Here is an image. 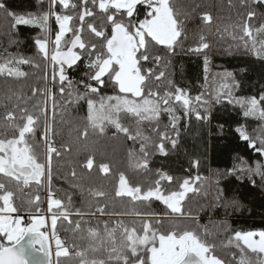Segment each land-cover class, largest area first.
<instances>
[{"label":"snow or ice","instance_id":"snow-or-ice-1","mask_svg":"<svg viewBox=\"0 0 264 264\" xmlns=\"http://www.w3.org/2000/svg\"><path fill=\"white\" fill-rule=\"evenodd\" d=\"M37 4V11L20 13L9 7L8 0H0V20L8 39L0 53V264H264V230L232 231L220 222L217 229L230 232L220 244L228 250L225 258L209 241L215 233L185 210L189 194L204 191L207 177L176 180L156 169L155 178L145 186L126 171L113 173L111 162L96 163L98 141L88 142L91 135L103 137L113 128L133 145L139 142L138 150H125L131 173H151V155L167 156L166 144L177 148L182 118L178 110L185 119L210 120L212 101L226 100L243 109L245 118L261 122L259 135L250 134L246 125L235 131L264 157V91L235 96L240 82L230 71L216 73L213 91L195 96L168 78L171 61L160 50L168 56L184 50L190 15L174 0H37ZM226 4L236 10V19L229 16L216 29L220 40L230 41L225 51L242 50L264 62V0ZM200 19L210 31L212 12L202 11ZM21 26L39 29L33 56L8 50L20 44L15 37ZM211 47L201 31L195 45L187 48L188 53L203 56L205 89L210 87ZM84 61V78H70L69 70ZM105 85L115 94L102 95ZM81 101L86 105L82 124L65 119L64 113ZM162 113L169 120L163 128ZM74 144L77 154L87 153L79 173L72 159L64 160ZM191 163L198 168L200 161ZM94 165L101 179L115 177L111 192L93 177ZM65 167L57 179L86 196V208L75 206L73 191L54 186L57 169ZM238 171L246 172L253 185L255 176L264 183V162L234 166L225 175ZM215 182L218 185L219 179ZM216 191L215 199L220 200L222 190ZM122 198H128L130 209L116 208ZM153 201L161 202L166 211L158 214L138 207H150ZM230 206L239 207V202L233 200ZM92 217L108 219L93 224L86 219ZM124 217L134 219L128 223ZM61 232L70 235L63 237Z\"/></svg>","mask_w":264,"mask_h":264},{"label":"trees","instance_id":"trees-1","mask_svg":"<svg viewBox=\"0 0 264 264\" xmlns=\"http://www.w3.org/2000/svg\"><path fill=\"white\" fill-rule=\"evenodd\" d=\"M178 6H183V10L190 13L186 21L187 39L183 43L184 50L177 49L174 55L168 56L162 49L161 55H165L171 63L166 69V75L181 87L187 88L192 96H195L203 91H213L212 85L216 73L230 71L235 73L236 79L240 82V88L235 90V96L250 97L259 95L264 91V62L258 60L251 54H245L242 50L233 49L231 53L225 51L230 41L220 40L217 36L216 29L218 26L228 22L229 16L233 20L236 19V10L227 8L226 0H174ZM9 7L17 12H35L38 9L37 0H8ZM199 5L200 7H196ZM211 11L214 16V22L209 31L200 19L202 11ZM55 28L56 25L53 24ZM204 31L208 35L212 45L208 51L210 56V72L209 85L205 89L204 71H203V56L190 54L187 48L194 46L198 40V35ZM39 29L35 27L21 26L18 36L20 44L18 46L9 47L10 52L20 51L26 56H33L35 48L33 46V38L38 34ZM4 47H8V39L4 34L2 20H0V53ZM86 61L81 62L69 70L70 78L80 80L84 78V73L87 71ZM25 70H28L25 68ZM28 83H32L30 80ZM27 92V87L25 88ZM2 94V88H0ZM102 95L115 94L113 88L105 85L101 88ZM3 111V109H0ZM211 119L205 121L196 120L195 116L190 119L183 118V113L178 110L177 114L182 118L180 120L181 135L178 140L176 149H171L170 145L166 144L169 150L167 156L159 153L151 155L149 167L151 173H140L133 175L127 167L126 149L136 148L138 150L139 142L135 145L126 140L123 134H114L113 128H108L103 137L91 135L89 143L98 141L99 152L96 155V163L101 161L111 162L113 173L117 170L126 171L130 178L134 181L147 183L155 178L156 169H162L172 175L176 180L187 178L189 176L200 175L207 177L208 181L205 185V190L200 194H189V199L185 202V210H191L194 215L199 216L200 224L208 225L215 233L209 238L210 242L217 244L216 252L218 255L227 258L228 250L220 247L222 241L226 239L229 233L217 229V225L225 221L232 231H261L264 230V183L261 182L259 176L253 177L256 183L253 185L248 178L246 172H236L235 174L225 175V173L234 166H251L255 167L256 163L264 162V157L248 147L247 142L239 138L235 128L239 125H246L250 134L259 135L261 131V122L254 118H245L243 109L236 104H229L226 100L221 103H216L214 100L210 106ZM86 113V105L81 101L74 108L70 107L65 113V119L79 120L82 124V117ZM59 113L57 120L59 121ZM127 122V121H126ZM169 122L167 113H162L160 126L163 128ZM220 125H223L221 131ZM61 125L57 123L59 129ZM145 131L150 132V126L145 125ZM66 134L67 127H64ZM65 139L67 136L65 135ZM76 144L73 145L74 151L71 154H66L64 160L72 159L77 165L78 173L82 171L79 164L85 159L87 153L81 151L76 153ZM103 153V155H100ZM199 160V167H193L192 161ZM242 162L244 164L242 165ZM66 172L64 169H57V174L54 175L53 184L56 188H62L65 191H73L69 189L68 183L57 179V175ZM86 174V173H85ZM93 177L97 178L98 183H103L106 190L111 192L112 184L115 181L114 176L108 177L106 180L101 179L97 173L95 165L92 170ZM219 179V184L216 180ZM162 184L167 188L166 182ZM175 187V184L172 185ZM217 188L222 190V198L216 200ZM206 191V195H205ZM62 194V193H61ZM43 195V194H42ZM86 196H81L79 192L73 191V201L76 207H87ZM236 200L239 202V207L230 206V202ZM101 203L103 201H100ZM132 205L128 198L119 199L116 203L117 209L131 208ZM141 210L153 211L158 214H163L166 211L165 206L159 201H153L150 207L145 208L144 205H138ZM73 219H77L73 217ZM90 219L93 224L98 221L108 219V217H92ZM115 219V218H113ZM125 222L130 223L134 218L124 217ZM185 224L190 223L185 221ZM139 226V225H137ZM195 226V225H193ZM63 237L70 234L61 232ZM85 243L84 241H78ZM235 250V249H232Z\"/></svg>","mask_w":264,"mask_h":264}]
</instances>
